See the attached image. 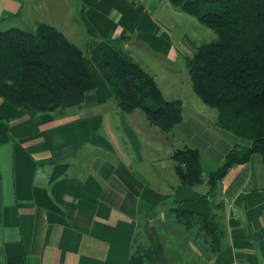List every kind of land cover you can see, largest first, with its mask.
<instances>
[{
  "label": "crops",
  "instance_id": "crops-1",
  "mask_svg": "<svg viewBox=\"0 0 264 264\" xmlns=\"http://www.w3.org/2000/svg\"><path fill=\"white\" fill-rule=\"evenodd\" d=\"M164 2L0 0V19L6 29L50 25L76 44L77 36H85L81 16L104 39L128 37L124 48L131 53L136 29L157 30L148 41L138 34L135 44L174 63L183 55L165 38L171 4ZM132 57L156 79L148 63L146 67ZM90 61L86 58L96 89L81 107L63 115L19 119L18 110L0 98V264H176L167 235L148 215L156 212L157 222L163 220L164 210L175 204L206 216L211 212L210 200L199 197L206 194V184L182 188L175 172V185L168 177L174 151L216 152L203 141L208 131L204 119L186 116L183 102L182 124L169 138L162 136L141 111L125 114L116 106ZM241 146L243 156L250 145ZM261 164L254 157L224 178L221 215L229 245L212 260L203 256L204 264H264Z\"/></svg>",
  "mask_w": 264,
  "mask_h": 264
},
{
  "label": "trees",
  "instance_id": "trees-1",
  "mask_svg": "<svg viewBox=\"0 0 264 264\" xmlns=\"http://www.w3.org/2000/svg\"><path fill=\"white\" fill-rule=\"evenodd\" d=\"M195 18L218 38L193 47L187 63L194 94L217 111V127L249 143V150H229L218 169L204 179L200 150L184 147L171 160L180 187L206 184L211 201L208 216L167 208L158 228L180 238L190 236L201 255L212 260L226 251L228 233L223 224L224 203L218 201L222 182L237 165L259 157L264 167V0H168ZM90 37L86 50L60 30L38 24L32 30L2 27L0 19V98L18 110L19 119L41 114H65L81 107L96 89L86 58L108 84L116 106L125 114L139 110L148 124L169 138L183 122V101L166 99L153 75L124 48L123 37L106 40L84 17ZM170 220V224L168 223Z\"/></svg>",
  "mask_w": 264,
  "mask_h": 264
},
{
  "label": "rangeland",
  "instance_id": "rangeland-1",
  "mask_svg": "<svg viewBox=\"0 0 264 264\" xmlns=\"http://www.w3.org/2000/svg\"><path fill=\"white\" fill-rule=\"evenodd\" d=\"M167 0H165L164 5L166 6ZM170 12L169 17L167 18L168 22L165 23L164 31L166 32L165 38H170L171 41L175 42V47L183 55L179 61L177 62H169L165 55H158L157 53L152 52L149 48H147L143 44H135V39L138 34L140 37L146 41L151 39L152 33H156L157 30L151 32V30L136 29L134 31V36L132 37V43L129 44L131 46V51H129L130 55H134L138 61L147 67V63L152 67L154 73L156 74V81L158 86L163 91V94L166 99H180L186 104L185 113L186 116L192 115V117L200 116L204 119L208 131L206 135H203V141L208 144V146L212 145V148L216 152H211L208 148H202V161H203V168H204V179L206 180L208 175L211 172H214L219 167V163H222V159H224L226 153L231 150V148L236 149V145L238 146L237 150L239 153L242 154V145H246L248 141L240 139L234 136L231 133L226 131L216 129L215 125L217 123V111L215 109H211L206 106L199 97H197L192 88V83L190 80V76L188 73L187 63L192 58V49L193 47L203 45L205 43H210L212 41L217 40V34L203 26L199 23L195 18L190 17L189 15L185 14L179 8L173 7L170 5ZM85 19V18H84ZM87 21V20H86ZM88 22V21H87ZM80 23L85 29V36L83 35L82 30L78 32H82L80 36L75 38L76 45L86 50L88 41L90 37L88 35L86 38V22L80 16ZM89 23V22H88ZM129 35V34H127ZM100 37V34L98 33ZM126 37V36H125ZM102 38V37H101ZM109 40V39H106ZM141 50V51H139ZM90 60V56H88ZM90 69L92 73L97 75L103 81V77L100 75L98 68L96 67L93 62H89ZM145 67V68H146ZM147 69V68H146ZM174 82L172 85L170 82ZM105 82V81H104ZM193 107V108H192ZM192 108V109H191ZM198 118V119H201ZM188 128V127H187ZM189 130V129H188ZM226 138V141L224 140ZM178 142V141H174ZM179 143V142H178ZM230 147V148H229ZM260 159L259 157H256ZM260 165V163H259ZM262 165V164H261ZM174 164H171L173 168ZM255 169L257 165H255ZM262 171V167L259 166ZM170 179H173L172 185L176 184V177L173 171L171 170ZM201 187V186H200ZM202 189H198L197 192L202 193ZM222 192L219 194L218 201L222 200ZM210 208H211V201H210ZM166 210V209H165ZM164 210V211H165ZM165 213V212H164ZM165 218H167L165 216ZM158 216H156L152 221L155 225H158ZM171 220V219H170ZM170 220L168 219V223L170 224ZM149 221V220H148ZM224 224V223H223ZM161 231V229H160ZM166 239L169 245L172 246V250H175L176 256H174V260L176 264H204L201 262L200 259L203 258V255L199 252V250L192 244V239L190 236L180 238V235L176 232V229H171L169 234H166ZM175 246V248H173ZM178 247H180L178 252ZM192 249V250H191ZM178 252V253H177ZM173 255V254H171ZM204 258H206L204 256Z\"/></svg>",
  "mask_w": 264,
  "mask_h": 264
},
{
  "label": "water",
  "instance_id": "water-1",
  "mask_svg": "<svg viewBox=\"0 0 264 264\" xmlns=\"http://www.w3.org/2000/svg\"><path fill=\"white\" fill-rule=\"evenodd\" d=\"M157 213L156 212H152L151 214L148 215V218L152 219L154 217H156ZM240 218H241V221L244 222V216L242 213H240Z\"/></svg>",
  "mask_w": 264,
  "mask_h": 264
}]
</instances>
